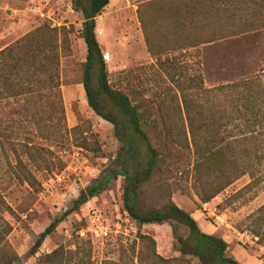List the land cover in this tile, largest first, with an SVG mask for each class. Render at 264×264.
Instances as JSON below:
<instances>
[{
	"label": "rangeland",
	"instance_id": "1",
	"mask_svg": "<svg viewBox=\"0 0 264 264\" xmlns=\"http://www.w3.org/2000/svg\"><path fill=\"white\" fill-rule=\"evenodd\" d=\"M72 1L0 0V51L45 24L70 32V53L61 54L60 60L64 119L50 115V106L47 114L44 112L42 115V123L36 124L30 117H13L10 111L14 106L11 103L7 105L8 102L0 103V133L8 132L12 141L30 143L39 149L36 155L39 167L35 164L28 167L37 181L31 187L16 181L14 156L9 149L3 151L2 144L6 148L9 145L0 137V190L15 213L13 217L6 216L13 227L9 242L18 253L20 264H41L43 255L59 247L67 251H75L79 247L86 250L88 242L92 248V264H103L106 260L117 262L121 250L138 241L139 235L154 238L157 252L163 258L179 257L173 247L169 223L140 226L124 211L126 168L134 176L133 184L138 185V179L147 168L148 151L130 125L129 118H125L105 95L98 94L101 84L98 66L93 71L91 90L101 113L118 123L117 131L112 123L90 107L82 84V66L87 56L81 33L84 16L73 10ZM148 2L110 0L102 16L96 20L97 40L106 49L103 54L109 53L111 57L105 63L112 89L128 96L133 104L157 107L163 102L170 108L176 103L174 94L177 89L167 72H176L177 79L181 81L198 77L203 80L205 89L246 79L258 80L264 88V31L218 39L221 35L231 36V32L240 30L245 22L261 24L263 17L256 18L255 6L245 7L244 11L234 5L220 7L219 11H210L206 19L198 16L197 26L183 34L170 20L162 19L156 9H150ZM141 19L146 22V30ZM145 31L151 37L154 51L162 52V61L174 62L173 68H161L157 57L151 56L145 42ZM209 38L217 41L194 48L189 46ZM222 100V94L216 92L202 96L200 102L206 108L213 103H221L229 110V105H223ZM171 119L175 122L178 116L172 114ZM199 120L207 122V110ZM232 128L234 125L228 126L227 130ZM257 132L263 141L264 130L258 129ZM130 144L134 147L133 154L127 153ZM85 145L90 151L85 149ZM258 150L264 154V146ZM186 164L187 172L163 180L169 197L161 204L155 201L151 187H146L144 194L140 193L136 206L138 213L150 215L161 208L167 209L169 198L197 221L203 233L224 240L225 236L232 234L228 255L233 257L236 253L245 257L241 263L264 264V244L259 245L258 239L250 232V216L264 206V162L257 168L260 182L251 190L238 193L251 182L247 175L208 204H203L196 195L193 161L187 160ZM94 187L98 188V193L59 224L40 251L32 255L31 250L40 234L56 218L71 210L82 194H87ZM93 211L102 215V227L98 230L91 224ZM248 235L254 240H248ZM192 248L185 246L188 252H192ZM192 264L200 262L192 258Z\"/></svg>",
	"mask_w": 264,
	"mask_h": 264
},
{
	"label": "trees",
	"instance_id": "2",
	"mask_svg": "<svg viewBox=\"0 0 264 264\" xmlns=\"http://www.w3.org/2000/svg\"><path fill=\"white\" fill-rule=\"evenodd\" d=\"M147 6L156 9L162 19L170 20L179 33L185 34L189 28L197 26V17H206L210 11H219L220 7L234 5L244 11L251 5L256 8V18L263 17L261 24L245 22L240 30L229 35H221L219 40L240 37L264 31V0H148ZM73 10L82 13V38L87 47L86 62L83 64V86L90 107L106 121L112 123L117 131L118 123L104 116L96 103V96L91 90L92 75L96 66L100 70L101 84L98 94L105 95L129 118L133 127L146 145L148 151L147 168L138 179V185L133 184L134 176L126 168V183L124 186V211L129 218L139 224L162 225L169 223L174 238V250L179 257L165 259L157 252L154 238L149 235H139L129 248H123L117 262L104 261L103 264H192V258H197L200 264H240L234 257L228 255L229 246L222 237L203 233L197 221L188 213L177 207L168 198L167 209L161 208L150 215H141L136 206L146 187H151L152 195L161 204L169 195L165 192L163 180L172 179L187 172V160L193 161L192 174L196 195L203 204L210 203L235 182L244 176H250L251 182L241 191L251 190L260 182L257 168L264 162V154L258 150L264 146V140L259 139L264 130V88L258 80L246 79L237 83L214 89H205L203 80L191 77L187 81L177 79L176 72H167L171 82L177 89L174 98L176 103L168 108L163 102L157 107L140 103H132L122 92L111 88L109 72L103 53L96 36V19L101 17L110 4V0H73ZM146 30V22L141 19ZM70 32L54 29L43 25L28 33L0 51V103L8 102L14 108L10 114L30 117L36 124H41L42 115L47 114L48 107L59 120L65 117L62 93L60 60L61 54L70 53ZM215 38L203 39L189 45L191 48L199 45L215 43ZM145 42L152 57H157L161 68H173L174 62L161 60L162 52L152 48L151 37L145 31ZM161 50V46H159ZM219 92L223 96V105H229V110L220 103L207 107L200 100ZM165 105V106H164ZM224 108V109H223ZM205 110L208 113L207 122H200ZM178 116L172 121L171 115ZM156 116H159L158 119ZM14 117V116H13ZM186 118V119H185ZM14 123L15 120L13 119ZM234 125L230 131L228 126ZM234 131V133H233ZM229 135H225L228 133ZM9 145L6 148L14 156L13 168L15 179L22 184L34 187L36 178L28 169L30 164H39L36 158L39 149L30 143L12 141L10 133L1 132ZM86 150L88 145L84 146ZM133 146L129 145L128 154H133ZM94 151V149H92ZM13 167V166H12ZM98 193L94 187L87 194H82L74 202V207L62 216L56 218L42 234H40L32 255H36L45 240L70 215L76 213ZM15 215L13 208L0 190V264H20V257L9 242L13 227L6 216ZM174 219V220H173ZM251 234L258 239V244H264V206L250 216ZM81 247L75 251H67L59 247L40 258L41 264H92V248ZM192 248L188 252L185 246ZM83 251V256H82Z\"/></svg>",
	"mask_w": 264,
	"mask_h": 264
},
{
	"label": "built area",
	"instance_id": "3",
	"mask_svg": "<svg viewBox=\"0 0 264 264\" xmlns=\"http://www.w3.org/2000/svg\"><path fill=\"white\" fill-rule=\"evenodd\" d=\"M103 59H104L105 62H109L110 59H111L110 54L109 53H104L103 54ZM90 219H91L92 226H94V228H96V230H98L99 228L102 227V225L100 227V224L102 223V215L100 213H97V212L93 211L92 214H91ZM106 228L107 227L105 226V229Z\"/></svg>",
	"mask_w": 264,
	"mask_h": 264
},
{
	"label": "crops",
	"instance_id": "4",
	"mask_svg": "<svg viewBox=\"0 0 264 264\" xmlns=\"http://www.w3.org/2000/svg\"><path fill=\"white\" fill-rule=\"evenodd\" d=\"M97 20V19H96ZM101 29H103V26H101L100 27ZM105 29H106V27H105ZM99 42V45H100V47H101V50H102V53H103V50H106V49H104L103 48V46H102V44H101V42L100 41H98ZM212 44H214V43H212ZM212 235V234H211ZM231 235L232 234H230L229 236H225V242L228 244V246H229V239H231L230 237H231ZM240 235V234H239ZM241 236H244V235H241ZM247 239L248 240H251V241H253L254 240V238H253V236H251V235H248L247 236ZM236 260H238L239 262L243 259V260H245V257H240L238 254H236V253H234V256H233ZM240 264H246V262H244V263H241L240 262Z\"/></svg>",
	"mask_w": 264,
	"mask_h": 264
}]
</instances>
